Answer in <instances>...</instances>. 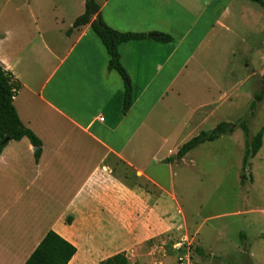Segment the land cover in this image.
<instances>
[{
	"label": "crops",
	"instance_id": "crops-1",
	"mask_svg": "<svg viewBox=\"0 0 264 264\" xmlns=\"http://www.w3.org/2000/svg\"><path fill=\"white\" fill-rule=\"evenodd\" d=\"M97 3L112 28L137 25L155 31L149 27L158 19L169 28L163 32L180 40L174 46L146 42L144 55L137 52V42L122 44L126 82L108 69L109 56L90 24L67 34L85 12V0H24L0 8V64L21 84L15 108L42 142L39 160L27 137L10 141L0 155V264H25L51 230L77 248L69 264H101L120 252L131 260L159 235V224L177 215L172 169L165 182L150 163L156 165L166 148L162 165L168 166L164 160L190 137L171 144L170 137L157 136L156 125L171 122V115L182 117V127L190 118L197 116L200 125L212 116L213 100L208 105L194 96L190 103L185 99L196 65L188 67L199 63L211 34L214 38L217 29L228 28L220 16L189 50L204 0ZM182 10L185 19L179 16ZM180 49L186 52L183 64L175 57ZM65 79L73 88L63 86ZM127 84L133 104L123 114ZM149 92L156 96L146 97ZM179 104L185 107L181 112ZM156 138L160 144L150 153Z\"/></svg>",
	"mask_w": 264,
	"mask_h": 264
},
{
	"label": "rangeland",
	"instance_id": "rangeland-1",
	"mask_svg": "<svg viewBox=\"0 0 264 264\" xmlns=\"http://www.w3.org/2000/svg\"><path fill=\"white\" fill-rule=\"evenodd\" d=\"M23 1L0 0V8L21 5ZM204 2L205 7L200 8L197 25L187 41L189 50L220 16L228 29H217L214 38V33L211 34L200 52L199 63L189 65L188 69L196 66L188 85L189 92L184 96L189 103L194 100L193 96L204 99L208 105L213 100L212 116L207 115L200 125L197 116L190 118L182 127L178 125L182 117L171 115V122L157 123V136L170 137L172 144L191 139L200 131L211 130L222 121L239 123L248 118L256 94L260 93L263 100L258 103L255 116L249 120V137L237 127L233 134L204 143L189 152L184 162L172 158L168 166L162 165L163 155L168 150L164 148L156 157V165L150 163L151 168L160 169L158 174L165 182L170 180L172 169L180 206L174 218L159 224V235L137 250L129 260L130 264L135 261L137 264H175L188 247L192 251L193 264H264V136L260 151L243 168L246 143L264 129V6L250 0ZM185 14L186 11L182 10L179 16L185 19ZM158 21L153 20V27H149L155 31H148L147 27L137 29V25H122L121 28L130 30L118 31L169 34L163 32L169 28ZM171 26L174 28L173 24ZM185 31L184 27L180 33ZM179 40L176 37L171 44L152 39L133 42L139 45L137 52L144 55L146 42L174 46ZM185 54L180 49L175 55L180 64H183ZM55 80H59L58 77ZM124 80L128 82L129 79ZM63 86L73 88V82L65 79ZM69 94L67 89L66 101ZM150 96L156 95L150 93L146 97ZM75 98L77 100V96ZM179 107V112L185 108L182 104ZM159 144L156 138L147 150L155 153ZM148 160L142 164L146 165Z\"/></svg>",
	"mask_w": 264,
	"mask_h": 264
},
{
	"label": "trees",
	"instance_id": "trees-1",
	"mask_svg": "<svg viewBox=\"0 0 264 264\" xmlns=\"http://www.w3.org/2000/svg\"><path fill=\"white\" fill-rule=\"evenodd\" d=\"M264 6L263 0H250ZM91 25V29L100 38L109 54L108 69L117 72L123 79H129L128 73L121 63L119 47L128 42L152 39L161 43H170L173 37L162 32L140 33L121 32L109 26L100 14V6L97 0H85V12L80 15L67 31L70 35L74 29L83 25ZM21 88V84L14 75L0 64V155L10 141H18L27 137L35 148L36 160H39L42 152V142L35 133L26 127L21 121L14 105V98ZM263 100L262 95L256 94L250 104L248 118L242 119L239 123L227 121L219 122L213 129L200 131L196 136L185 142L177 151L175 160H182L189 152L200 145L213 142L223 136L231 135L236 128H241L246 137L250 135L249 120L255 116L257 105ZM133 104V93L130 84L126 86L123 100V114H126ZM264 129H261L251 141L246 143L244 152L243 168L249 165V160L254 158L262 147ZM77 248L62 238L55 231H49L40 244L31 254L25 264H69L76 254ZM185 252L184 250L182 251ZM181 252V253H182ZM202 253L201 251H199ZM101 264H130L126 252L115 254Z\"/></svg>",
	"mask_w": 264,
	"mask_h": 264
},
{
	"label": "built area",
	"instance_id": "built-area-1",
	"mask_svg": "<svg viewBox=\"0 0 264 264\" xmlns=\"http://www.w3.org/2000/svg\"><path fill=\"white\" fill-rule=\"evenodd\" d=\"M186 250H187L186 253L180 255L177 258V261L175 264H193V262H192V251L189 247Z\"/></svg>",
	"mask_w": 264,
	"mask_h": 264
},
{
	"label": "water",
	"instance_id": "water-1",
	"mask_svg": "<svg viewBox=\"0 0 264 264\" xmlns=\"http://www.w3.org/2000/svg\"><path fill=\"white\" fill-rule=\"evenodd\" d=\"M164 162H165V163H169V159H165Z\"/></svg>",
	"mask_w": 264,
	"mask_h": 264
}]
</instances>
